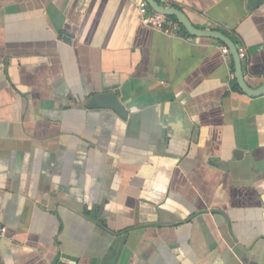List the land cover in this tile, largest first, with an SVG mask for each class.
Here are the masks:
<instances>
[{
    "label": "crops",
    "instance_id": "0c3cea01",
    "mask_svg": "<svg viewBox=\"0 0 264 264\" xmlns=\"http://www.w3.org/2000/svg\"><path fill=\"white\" fill-rule=\"evenodd\" d=\"M154 1L0 0V264H264V0Z\"/></svg>",
    "mask_w": 264,
    "mask_h": 264
},
{
    "label": "water",
    "instance_id": "95a60500",
    "mask_svg": "<svg viewBox=\"0 0 264 264\" xmlns=\"http://www.w3.org/2000/svg\"><path fill=\"white\" fill-rule=\"evenodd\" d=\"M148 4L151 8L154 10L163 13L165 15H172L175 16L180 23H182L190 32H194L193 27L190 26L184 15L174 8H163L162 6L158 5L154 0H147ZM220 38H222L224 41L226 39L222 37L221 35H218ZM228 44V42H227ZM231 49L232 54L235 56V58L239 59L237 55V49L236 47L229 46ZM240 85L245 93L248 95H256L257 91L250 90L244 83L240 81ZM86 107L89 109H111L115 113H117L121 117H125L126 111L116 98V95L113 92H103V93H96L93 94L88 102L86 103Z\"/></svg>",
    "mask_w": 264,
    "mask_h": 264
},
{
    "label": "built area",
    "instance_id": "2783aa9c",
    "mask_svg": "<svg viewBox=\"0 0 264 264\" xmlns=\"http://www.w3.org/2000/svg\"><path fill=\"white\" fill-rule=\"evenodd\" d=\"M131 1L137 10L140 13V21L141 23L149 27L150 29L170 34L176 35L178 32V24L176 22H171L166 19V17L149 6L147 0H129ZM237 49V55L240 59H244L246 56L245 49L242 46H239ZM221 52L224 55L229 53V48L226 45L221 46ZM6 232V228L0 225V239L4 237Z\"/></svg>",
    "mask_w": 264,
    "mask_h": 264
},
{
    "label": "trees",
    "instance_id": "16d2710c",
    "mask_svg": "<svg viewBox=\"0 0 264 264\" xmlns=\"http://www.w3.org/2000/svg\"><path fill=\"white\" fill-rule=\"evenodd\" d=\"M169 18L172 19V20H176V18H175L174 16H169ZM232 88H233V89H239V86H238V84L236 83V81H233V82H232Z\"/></svg>",
    "mask_w": 264,
    "mask_h": 264
}]
</instances>
